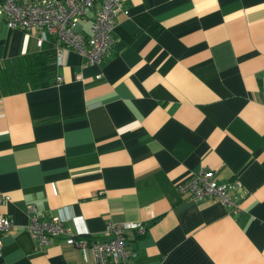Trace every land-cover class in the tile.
I'll return each mask as SVG.
<instances>
[{
  "label": "crops",
  "instance_id": "crops-1",
  "mask_svg": "<svg viewBox=\"0 0 264 264\" xmlns=\"http://www.w3.org/2000/svg\"><path fill=\"white\" fill-rule=\"evenodd\" d=\"M120 1L97 63L51 57L56 39L36 46L34 29L0 19V213L13 222L0 264H95L60 237L35 248L29 215L59 210L99 240L107 220L144 226L124 229L131 257L105 264H264V0ZM25 68L26 86L13 76ZM200 168L238 182L237 209L178 193Z\"/></svg>",
  "mask_w": 264,
  "mask_h": 264
},
{
  "label": "built area",
  "instance_id": "built-area-1",
  "mask_svg": "<svg viewBox=\"0 0 264 264\" xmlns=\"http://www.w3.org/2000/svg\"><path fill=\"white\" fill-rule=\"evenodd\" d=\"M121 6L120 0H0V19L10 28L34 29L36 46H40L43 35L56 39V58L64 49H71L81 54L86 62L97 63L110 46V30L118 11L126 12ZM88 11H92V16L89 18L88 33L85 34L82 31V21L87 19ZM59 79V75H56L55 80ZM262 90L264 104V79ZM212 175L211 169L200 168L190 172L175 185L176 190L191 201L215 198L220 203L237 209L236 198L230 191L238 186V182L231 179L214 183ZM6 200L7 195L0 193V204ZM70 218L73 217L62 210L48 217H38L32 211L26 228L34 239L35 248L42 250L50 238L60 237L64 243L76 248L83 257L88 252L95 264L124 262L134 254L125 243L124 229H134L139 235L145 231L141 223H116L107 220L102 231L106 239L94 240L84 230L78 234L66 229L64 222ZM12 225V219L0 213V245L1 235Z\"/></svg>",
  "mask_w": 264,
  "mask_h": 264
},
{
  "label": "trees",
  "instance_id": "trees-1",
  "mask_svg": "<svg viewBox=\"0 0 264 264\" xmlns=\"http://www.w3.org/2000/svg\"><path fill=\"white\" fill-rule=\"evenodd\" d=\"M53 50H54V45H53V43H50V45L47 47V52H48V54L51 55V57H52V55H54ZM38 56H39V58H35V59L32 60V65L33 66H36L34 76H36V75L39 76L40 74H42V72H43L44 69H47L46 64L42 60V55H38ZM5 75H6V71L3 70V69H0V81L3 82V83L6 82V76L7 75L6 76ZM32 75H33V71L30 68H25L22 72L21 71H19V72L13 71V76L19 82L23 81V85L24 86L30 85L31 82H32L31 83L32 85H37L34 82H37L38 81V77L36 76V77H33L32 78ZM27 78L28 79H31L32 78L31 79V82L26 81ZM18 86H19V84L17 85V87ZM86 236H88V235H86ZM92 238L94 240H99V239H96L94 237H92ZM105 239H106V237H105Z\"/></svg>",
  "mask_w": 264,
  "mask_h": 264
}]
</instances>
